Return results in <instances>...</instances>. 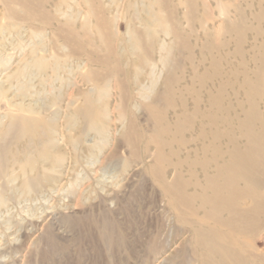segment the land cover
I'll return each instance as SVG.
<instances>
[{
    "label": "rangeland",
    "instance_id": "rangeland-1",
    "mask_svg": "<svg viewBox=\"0 0 264 264\" xmlns=\"http://www.w3.org/2000/svg\"><path fill=\"white\" fill-rule=\"evenodd\" d=\"M59 1L49 0L44 4V10L51 14L53 5ZM202 1L208 9L206 14L201 13L199 2L195 5V17L187 20L189 22L183 20V14L188 12V8L180 0L169 2L175 17L181 21L180 39L185 40L187 44L186 51L178 59V69L171 74V88L181 92L182 103L187 104L189 111L194 99L202 113L206 104L205 93L213 92L214 86L222 84L225 88L222 92L225 121L218 127L223 130L230 125L236 143L243 148L247 143L241 135L243 134L241 126L238 125L236 130L238 121L248 116V120L253 124V130L264 132V88L248 99L243 89L238 91L236 84L241 83L243 74L258 67L262 68L259 81H264V64H260L259 50L256 48L264 41V16L259 15L257 19L253 16L258 13V6L264 5V0ZM135 2L117 0L110 4L103 0V6L109 11L106 22L110 24L113 34H123L125 27L132 23L143 28L137 18L134 20L137 17L134 12L142 9L141 5ZM77 4V0H69L68 7L72 11H79ZM7 7L15 8L13 4L4 6L0 3V83L4 88L10 86L6 82L7 75L30 58L29 50L33 45L40 43L45 47L44 51L37 52L38 56L45 58L55 55L51 47L53 43L58 46L50 28L46 26L40 28L38 24L30 22L16 24L6 19ZM238 13L242 14V22ZM82 18L83 15L76 22V26L80 24ZM220 19H225L231 27L240 23L242 30L231 34H218ZM36 31L42 32V38L32 36ZM157 35L158 40L166 43L170 39L163 33L158 32ZM205 35L209 37L206 38ZM204 45L209 48L208 51L200 49ZM237 45L240 47L239 53ZM126 49L123 40L114 38V56L109 64L113 66L116 64L113 61L118 60L119 65L124 67L128 62H132L136 56H128ZM58 52L61 56L64 54L61 50ZM104 54L105 51L101 48L99 55ZM211 54L220 58L218 73L209 67ZM62 57L65 59V68L60 71L55 81L47 80L46 83H41L39 76L29 74V78L22 81L27 85L22 97L16 93L18 83L15 81L11 83L12 87L8 94L0 97V124L9 129L0 130V152L7 156V160H10L7 152L14 153L17 150L26 153L30 150L27 140L18 138V126L10 119L11 116L48 119L53 114L56 119L53 144L64 153L60 167L55 169V173L48 174L50 178L42 181L36 192L23 194L22 178L7 180L6 177H0V199L4 203L0 206V264H197L195 261L197 250L193 245L189 247L184 244L187 227L179 219L182 216L170 208L166 198L159 193L160 190L157 189V184L149 171L154 156L153 148L150 147L143 155L145 143L143 128L146 127L140 124L143 111L140 107L132 108L133 115L139 120V135L142 138L136 145L140 160H137L138 163H130L124 170L121 161L127 156L128 150L124 148L118 150L116 141L119 139V130L126 126V122L124 120L121 123L113 109L120 95L118 85L112 80L107 88L98 91L92 83L81 82L80 77L90 68L84 57L77 59L67 55ZM153 59L159 64L157 52L153 54ZM204 69H208V75L192 85L191 71L196 70L200 74ZM145 72H149L148 69ZM132 76L130 77L133 78ZM164 77L165 70L158 77L154 96L164 86ZM248 77L254 82L251 73ZM143 78L140 80L145 81L143 84L136 85L132 80L124 83L128 106L146 104L149 101L147 98L151 94L143 95L145 99L141 97L143 88L150 86V79L146 81ZM231 85L234 90H231ZM185 86L188 90H182ZM91 89L93 98L106 97L108 103L105 114L109 120V129L105 148L101 152L94 151L93 146L98 142L96 135L89 133L84 137V133L77 130L79 125L72 127L65 124V115L79 108L85 94ZM58 92L60 94L58 106H50L52 95ZM171 98L174 103H171ZM171 98L165 101L163 111L160 113L169 123L173 121V111L180 104L177 97ZM20 103L36 109L49 106L50 108L41 116H36L18 111L14 105ZM251 107H254L257 113L253 119ZM198 128V124L194 122L193 129L183 133L182 142L170 145V149L180 160L185 155L193 159L194 150L199 148L200 144L210 142L208 135L197 138ZM68 135L76 138L74 146L68 143ZM225 143L226 141H221L222 146ZM260 151L264 152V140ZM22 157L19 155L17 158ZM251 159L255 162L263 160L260 156ZM12 164L8 162L7 166L17 170V166ZM186 170L183 166L182 174L186 179L189 178L191 183H203L199 169L197 172L192 170L189 174ZM39 172L41 166L38 164L33 175ZM172 174L173 172L167 169L163 177L170 181ZM259 175L263 179L258 200L264 205V171ZM192 191L193 188L189 187L188 192ZM250 203L249 198L240 201L235 199L233 210L247 209ZM205 210H208V207H205ZM217 217L219 220H225L229 216L221 211L217 213ZM254 217L249 218L245 224L248 226L238 241L237 250L250 264H264V206L258 209ZM208 223L210 222L207 221L206 225ZM216 229L221 230L220 227Z\"/></svg>",
    "mask_w": 264,
    "mask_h": 264
},
{
    "label": "bare ground",
    "instance_id": "bare-ground-1",
    "mask_svg": "<svg viewBox=\"0 0 264 264\" xmlns=\"http://www.w3.org/2000/svg\"><path fill=\"white\" fill-rule=\"evenodd\" d=\"M106 1L114 4L117 0ZM135 1L141 5L142 9L134 12L137 16L134 20L137 18L136 20L141 23L143 28L141 29L132 23L125 27L123 34L115 35L111 32L110 24L106 22L109 11L103 6V0H77L79 11H72L68 7L69 0H60L53 5L51 14L44 10V4L48 3L49 0H0V3L4 6L13 4L15 7L14 9L7 7L8 17L6 16V19L16 24L30 22L38 24L40 28L46 26L51 29L53 38L58 42V46L54 43L51 45L55 55L49 58L37 55L39 50H45L42 44L33 45L29 50L31 53L30 58L17 66L14 72L7 75L6 82L10 86L4 88L0 83V97L8 94L13 81L18 83L16 93L22 97L27 88V85L23 84L22 81L29 78V74L39 76L41 83H46L47 80L55 81L60 71L65 68V59L62 56L66 57L67 55L76 59L84 57L90 68L85 75L80 77L82 83H92L99 91L107 88L110 81L114 80L120 89L118 103L115 104L113 109L118 115L119 121L123 123L122 121L125 120L126 122V126H122L119 130V139L116 141L118 150L121 148L128 150L127 156L121 161L124 170L129 167L130 163H138L137 160H140L136 145L142 138L139 135V120L133 115L132 108L140 107L143 111L142 122H140V124L146 126L143 128V136L145 137L143 155L149 151L150 147L153 148L154 156L149 171L157 184V189L160 190L159 193L166 198L170 208L179 216H182L179 219L186 225L185 233L188 236H186L184 244L189 247L193 245L197 250L196 263L250 264L238 252L237 246L240 237L248 226H245V224H247L249 218L254 219L258 209L264 206L258 200L261 195L263 179L259 174L264 171V152L260 151V146L264 140V132H255L248 116L244 120L238 121L236 130L238 125L241 126L243 133L241 135L244 141L248 145L250 144V146L246 144L242 148L238 142L236 143V137L230 125L223 130L218 127L225 121L222 105V92L225 88L220 83L213 87V92L205 93L206 104L202 113L199 111L194 99L193 106L189 111L187 104L182 103L181 92L172 89V82L170 81L172 79L171 74L179 67L178 59L183 56L187 49L186 41L180 39L181 21L175 17L173 9H170V0ZM180 1L188 8V12L183 14L185 22H189L187 20L195 17V5H198L199 2H201V13L205 15L208 10L202 0ZM218 4L220 5V3ZM220 9H222V6ZM258 10V13L253 15L255 19L259 15L264 16V5H259ZM81 15H83V18L80 24L76 26L75 24ZM238 15L241 21L242 14L238 13ZM238 30H242L240 23H236L235 27H231L225 19H220L217 33L231 34L238 32ZM158 32L170 37L167 43L158 40ZM32 36L42 38V32H33ZM205 37L209 36L205 35ZM114 38L125 42L128 56H136L132 62H128L124 67L119 65L118 60L113 61V63H116L113 66L109 64L114 56ZM101 48L105 51L103 56L99 55ZM256 48L259 50L260 64H264V41ZM200 49L209 50L205 45ZM239 49L240 47L237 45L238 53ZM58 50H61L64 54L61 56ZM155 52L158 53L157 61L159 64L154 62L153 54ZM252 61L254 60L252 59ZM81 64L84 63L81 62ZM219 66L220 58L211 54L209 67L213 72L218 73ZM147 69L149 72H145ZM163 70H165L164 86L154 96L158 77ZM249 73H251L254 82L250 81ZM191 74L190 80L193 85L202 81L208 75V69H204L200 74L194 70L191 71ZM261 74L262 68L260 67L243 74L241 83H236L238 91L243 89L244 95L248 99L257 94L262 87L264 88V81H259ZM142 78L146 81L150 79V86L144 87L141 91L143 99H145L143 95L149 96L151 94L147 98L149 101L146 104L128 106L129 101L127 92L124 91V83L132 80V83L136 85L143 84L145 81L141 82ZM24 83L27 82L24 81ZM230 88L234 90L233 85ZM182 90H188V87L185 86ZM92 93L93 90L91 89L89 93L85 94L82 105L69 115H67L68 113L65 115V124L72 127L79 125L77 130L84 133V137L89 133L96 135L98 142L93 146L94 151L101 152L105 148L107 130L109 129V120L105 114L108 103L106 97L96 99L93 98ZM11 95L13 94L11 93ZM174 96L180 100V104L173 111L174 118L169 123L160 113L163 111L165 101L171 97L174 98ZM51 100L52 104L50 106H58L59 92L53 94ZM170 101L174 103L172 98ZM14 106L20 112H27L36 116H41L45 110L50 108L49 106L48 108L36 109L32 106H25L23 103ZM250 113L251 119L256 117L257 113L254 107H251ZM10 119L18 126V138L26 139L30 150L26 153H20L17 150L14 153L7 152L10 160H7V156L0 152V177H6L7 180L22 178V193L30 194L38 191L42 181L48 180L50 178L48 174L55 173V169L60 167L64 160V153L58 146L53 144L56 135V119L53 114L48 119L24 116H11ZM194 122L199 126L197 138L208 135L210 142L200 144V147L193 152V159L189 155H185L180 160L178 156H175L174 151L170 149V145L182 142L183 133L193 129ZM151 124L154 126H151ZM1 129L9 131L2 124H0ZM67 138L68 143L74 146L76 138L70 135ZM90 140L92 141V139ZM221 141H226L224 146H222ZM19 155L23 156L22 159L17 158ZM257 156L262 157L263 160L255 162L251 159ZM113 158L116 159V157ZM8 162L16 165L17 170L9 168L7 166ZM38 164L41 166V172L33 175ZM183 166L186 167L188 174L192 170L197 172L199 169L203 176V183H191L189 178L186 179L182 174ZM167 169L173 172L170 181H166L163 177ZM189 187L193 188L191 193L188 192ZM245 198L251 200L247 209L237 208L234 211V200L240 201ZM3 204L0 199V206ZM205 207H208V210H205ZM221 211L227 213L229 217L225 220H219L217 213ZM207 221L210 223L206 225ZM216 227H220L221 230H217Z\"/></svg>",
    "mask_w": 264,
    "mask_h": 264
}]
</instances>
